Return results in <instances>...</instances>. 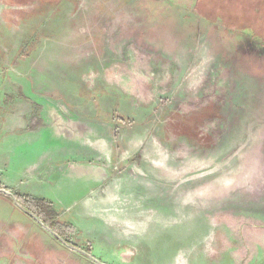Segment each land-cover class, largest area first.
I'll return each mask as SVG.
<instances>
[{
  "label": "rangeland",
  "instance_id": "rangeland-1",
  "mask_svg": "<svg viewBox=\"0 0 264 264\" xmlns=\"http://www.w3.org/2000/svg\"><path fill=\"white\" fill-rule=\"evenodd\" d=\"M0 264H264V0H0Z\"/></svg>",
  "mask_w": 264,
  "mask_h": 264
},
{
  "label": "trees",
  "instance_id": "trees-1",
  "mask_svg": "<svg viewBox=\"0 0 264 264\" xmlns=\"http://www.w3.org/2000/svg\"><path fill=\"white\" fill-rule=\"evenodd\" d=\"M29 204L35 211L40 214L39 216L44 219V223L47 224L46 222L51 221L52 218V211H51V206L48 201L45 200H35V199H30ZM64 226V225H63Z\"/></svg>",
  "mask_w": 264,
  "mask_h": 264
},
{
  "label": "crops",
  "instance_id": "crops-1",
  "mask_svg": "<svg viewBox=\"0 0 264 264\" xmlns=\"http://www.w3.org/2000/svg\"><path fill=\"white\" fill-rule=\"evenodd\" d=\"M85 152V151H84ZM84 155H85V153H84ZM81 156V155H80ZM106 156H108V155H106ZM110 156V155H109ZM77 159V158H76ZM84 159H85V157H84ZM83 159V160H84ZM83 160H81V157H80V159L79 160H77L78 161V163L75 161V163L73 164L74 165V167H72V168H78V169H81V168H83V165H82V161ZM76 165V166H75ZM72 168H70L69 170H71ZM98 170L101 172V171H103L104 169L100 166V165H98ZM71 172V171H70ZM70 172H69V174H70ZM69 174H66V173H64V174H59L58 176H60V175H69Z\"/></svg>",
  "mask_w": 264,
  "mask_h": 264
}]
</instances>
